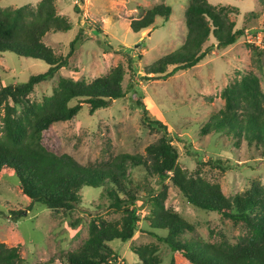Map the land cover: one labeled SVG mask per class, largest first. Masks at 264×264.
I'll use <instances>...</instances> for the list:
<instances>
[{
	"label": "rangeland",
	"instance_id": "1",
	"mask_svg": "<svg viewBox=\"0 0 264 264\" xmlns=\"http://www.w3.org/2000/svg\"><path fill=\"white\" fill-rule=\"evenodd\" d=\"M38 1L0 0V6H35ZM208 1L232 8L229 16L237 29L245 24L244 33L233 44L214 48L192 67L167 77L153 74L146 77L144 66L183 43L187 0H54L56 11L72 27L65 32L46 33L43 42L55 54L65 55L79 29L82 40L69 64L59 68L52 78L35 85L29 100L40 102L50 95L59 77L90 82L118 64L125 70L122 85L126 93L93 114L84 104L73 118L54 123L43 134V142L56 154L67 153L82 165L106 166L124 153L145 156V147L165 135L177 148L180 166L189 175L199 174L219 183L225 196L244 193L253 183L264 187V148H254L244 140L235 145V137L224 132H200L209 115L223 109L221 92L229 83L252 72L264 91V13L256 0ZM159 3L172 9L167 20L157 18L153 26L143 31L133 32L129 28L130 21L142 16L144 9ZM212 42L214 39L210 37L205 45ZM0 65L2 85L25 83L30 75L48 69L41 60L9 51L0 52ZM172 68L169 66L168 71ZM134 95L143 105L137 104ZM21 111L22 105L17 104L16 116ZM126 165V182L136 196L133 207L140 221L131 239L108 242L118 255L113 264H138L132 248L143 244L158 247L161 264L172 260L178 264L179 258L157 237L164 236L166 231L150 228L144 219L150 211V197L163 190L167 196L165 206L194 225V231L187 232L185 237L219 241L224 236L233 240L240 233L241 229L230 219L187 202L169 179L160 180L141 165ZM17 184L15 174L0 178V242L7 246L20 244L23 264H66L62 262L63 256L84 242L91 220H118L122 215L110 207L105 186H83L80 202L66 213L51 211L37 202L28 206ZM119 196L125 198L123 193ZM13 208L26 210L18 219H12Z\"/></svg>",
	"mask_w": 264,
	"mask_h": 264
},
{
	"label": "trees",
	"instance_id": "2",
	"mask_svg": "<svg viewBox=\"0 0 264 264\" xmlns=\"http://www.w3.org/2000/svg\"><path fill=\"white\" fill-rule=\"evenodd\" d=\"M256 2L264 13V0ZM231 9L208 0H187L183 43L144 66L146 77L149 74L170 76L194 66L214 48L233 44L246 26L235 27V21L229 16ZM171 11L169 5L155 4L144 9L139 18L132 19L129 28L133 32L143 31L153 26L157 18L167 20ZM71 27L56 11L54 0H40L35 6H0V52H13L48 65L47 71L30 75L25 83L2 85L0 81V178L15 174L17 190L27 199L28 206L37 202L51 211L66 213L80 202L83 186H105L110 207L122 213L118 220H91L87 238L77 249L67 252L62 262L113 264L118 260L108 242L131 239L140 221L133 207L136 196L126 182V164L129 163L141 165L160 180L169 179L191 205L217 212L241 229L233 240L224 236L219 241H208L200 236L187 238L185 234L193 232L194 225L165 206L166 191L150 197V211L144 219L150 228L166 231L164 236L157 237L179 258L178 264H264V187L261 185L253 183L244 193L225 196L219 183L210 182L199 174L189 175L180 166L177 148L165 135L145 147V156L124 153L106 166L82 165L67 153L56 154L43 142V134L50 131L54 123L73 118L84 104L93 114L126 93L122 85L125 70L118 64L90 82L59 77L50 95L40 102L29 100L28 95L35 85L52 78L59 68L69 64V58L82 40L79 29L69 42L68 52L62 55L55 54L43 42L44 35L65 32ZM210 37L214 42L205 45ZM169 66H173L170 71ZM221 96L223 109L210 114L200 132H224L235 137V145L244 140L254 148H264V91L258 76L252 72L244 74L224 87ZM134 97L138 105H143L138 96ZM17 104L22 105L18 116ZM119 193L125 198H120ZM25 210L11 209L12 219H18ZM20 249V244L7 246L0 242V264H23ZM132 251L138 256V264L162 263L154 244L139 245ZM169 264H174V260Z\"/></svg>",
	"mask_w": 264,
	"mask_h": 264
}]
</instances>
